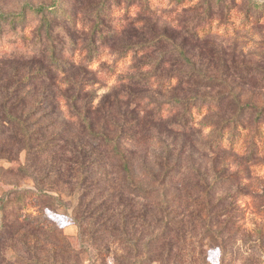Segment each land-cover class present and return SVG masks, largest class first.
Instances as JSON below:
<instances>
[{
    "label": "rangeland",
    "instance_id": "374dc122",
    "mask_svg": "<svg viewBox=\"0 0 264 264\" xmlns=\"http://www.w3.org/2000/svg\"><path fill=\"white\" fill-rule=\"evenodd\" d=\"M212 1L120 0L101 59L77 52L64 74L0 58V200L48 195L27 199L18 226L0 203V264H264V147L251 150L263 137L264 15L245 25L250 0L219 12ZM62 2L81 51L100 0ZM25 3L51 0H0L5 12ZM177 99L206 106L188 129L173 124L181 102L165 115ZM5 104L25 136L4 122ZM80 115L121 143L129 175ZM225 124L240 125L235 147L218 138Z\"/></svg>",
    "mask_w": 264,
    "mask_h": 264
},
{
    "label": "trees",
    "instance_id": "16d2710c",
    "mask_svg": "<svg viewBox=\"0 0 264 264\" xmlns=\"http://www.w3.org/2000/svg\"><path fill=\"white\" fill-rule=\"evenodd\" d=\"M119 1V2H118ZM133 1V0H132ZM147 0H136L135 3H130L127 10L136 6H142V4ZM185 2V0H181ZM250 6L244 16V24L247 25L252 22H258L264 15V2L258 0H250ZM213 6L217 12L225 9L226 7L231 8L234 4L232 1L228 0H213ZM211 3L208 5L210 9ZM120 6V0H100V3L90 10L91 14L95 13L94 25L91 28L86 26L82 27V32L89 30L88 41L82 46V50L78 48L79 42L75 39H79L77 36L78 23L76 22V17L69 13V11L64 10L62 0H51L50 4H38L33 5L31 3H25L19 12H5L0 6V58L6 59H16L24 57H38L41 58L49 68L51 72L56 74H64L65 69L71 67V61L76 56L77 52H85L88 63H91L95 56V59H101L100 56L104 54L107 46H105L106 41H108V36L111 33V27L108 25L109 21H115L114 15L118 14ZM211 7V8H212ZM145 9V8H144ZM213 10V9H212ZM117 11V12H116ZM91 17V18H92ZM87 20V26L90 24V20ZM123 21H126L123 19ZM119 27H122V19L118 20ZM89 27V26H88ZM116 32L111 35V39L116 37ZM139 49V48H138ZM180 58L187 61L186 55L183 50L179 51ZM87 63V64H88ZM180 100H176L173 108H167L164 112L168 116L174 108L179 107L178 103ZM183 106L184 117L182 119H176L173 124L176 127L188 129V120L193 118L194 113L197 110L206 108V106L196 107L191 106L189 101L181 102ZM209 109V108H207ZM257 113H261L259 110ZM260 116V115H259ZM261 117V116H260ZM4 122L9 125H17L22 134L25 136L27 134L24 125H22V120L16 117L11 110L4 107ZM73 122L80 121L84 124L86 132L93 137V139H99V142L105 147H112L113 154H115L121 160L122 170L129 175L130 174V162L127 160L125 154L121 151V143L117 140L110 139L106 133H94L91 128V123L88 121L86 116H72ZM235 120L230 122L233 123ZM228 125V124H227ZM223 126L218 132V138L220 140L224 137H229L227 139L228 145L235 147L238 138L241 137L240 132L237 133L236 129L240 126L237 124L231 132L227 131V126ZM257 136L262 135V139L258 140L256 144L251 148L252 153L260 151L264 147V123L259 124L257 128ZM221 143V141H220ZM263 145V146H262ZM256 148V149H255ZM256 151V152H255ZM170 175H173L172 173ZM130 190L137 195L153 197V190L144 189L142 187L136 186L132 181L129 182ZM48 197L47 193L40 189L37 193H33L30 197L26 195V192H19V196L16 200L12 202L8 196L1 198L0 203L2 204L4 210L6 211V217L10 213V224L11 226H18L26 221V216L24 214L27 212V199H36L40 202L39 198ZM58 204H60V200ZM173 224V221H170ZM170 223L166 225L169 227ZM173 226V225H172ZM171 226V227H172ZM80 229L82 225L79 224ZM5 228L0 224L1 229ZM168 230V229H166ZM40 264V263H37Z\"/></svg>",
    "mask_w": 264,
    "mask_h": 264
}]
</instances>
